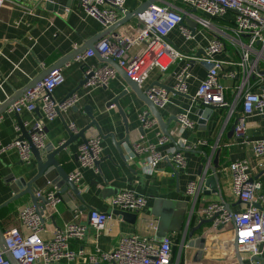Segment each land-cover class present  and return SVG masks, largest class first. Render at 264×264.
Listing matches in <instances>:
<instances>
[{"label":"crops","instance_id":"crops-1","mask_svg":"<svg viewBox=\"0 0 264 264\" xmlns=\"http://www.w3.org/2000/svg\"><path fill=\"white\" fill-rule=\"evenodd\" d=\"M144 1L127 0L126 8L128 11L134 10ZM157 2H161V0H157ZM55 3L61 6L66 4L63 6L64 11L56 12L49 9L47 0H10L0 9V104L7 98L27 89L34 80L56 65L61 58L84 47L86 43L95 40L100 33L107 29L99 20L85 11L79 0H58ZM232 17L233 14L229 12L211 21L218 27H224L233 20ZM227 18L228 22H226ZM141 27L142 23L134 19L118 28L117 31L133 32L136 28ZM192 28L195 29L193 37L186 38L180 29L176 28L169 33L168 40L182 52L193 56L203 55L211 38L216 34L201 25ZM229 33L226 32L224 39L226 49L218 57L223 60L237 61L240 51L238 46L232 44L231 37L234 36ZM243 39L246 40L245 37ZM255 48L260 51L261 45L257 44ZM139 50L140 47L135 46L131 49V53L135 54ZM253 58L254 55H252ZM188 62L191 64V75L186 80L187 93L171 94L169 103L165 107L159 108L163 119L166 122L171 121L169 124L170 133L177 130L179 123L174 120V117H178L180 114L187 113L195 122L194 128L185 129L182 134L174 137L188 160L187 167L177 170L179 174H176L174 165H171V161L167 160V155L176 145L172 140H168L162 145L158 144L159 138L164 135L159 125L144 131L145 139L150 143L157 144V150L165 155L152 174L144 172L142 156L128 161V144L122 145L125 155L121 156L112 138L102 136L104 150L100 164L96 168H82L83 176L79 186L87 205L100 212L111 213L112 217L100 233L89 226L87 237L84 240H72L71 248H83L87 252L94 251L96 247L109 250L117 246L123 235H154L160 240L167 234L172 237L173 256L175 260L179 259V264H239L233 247L234 230L231 223L222 229L212 227V223L205 226L203 236L206 237V243L202 258L197 256L198 249L188 245L190 238L185 234V229L200 222L199 209L203 204L220 201V197L217 193L200 194L195 214L189 224L193 198L186 193V190L190 181L199 179L200 166L213 163L216 153L219 151L218 175L224 185L225 199L232 206V211L243 210L246 204L232 193L231 175L227 170L231 162L248 159L251 163L253 178L262 183L264 191V157H256L251 149L253 140L264 139V113H256L248 117L250 137L248 143L236 140L234 133L231 135L241 110L236 109L230 115L228 107H218L206 124H200V117L197 113L198 104L192 98L209 70V62L200 59L177 61L167 71L156 67L151 70L143 87L146 88L157 83L174 87L177 82L176 74ZM85 63L90 66L101 64L96 56L88 58ZM83 64L84 62H78L74 58L62 67L65 81L53 92L56 101H61L78 87L84 78ZM258 65L259 72L264 74V54L261 58L259 57ZM231 68L229 64H226L220 71L221 80L228 87L226 96L230 102L234 97L235 85L238 83L237 79L224 77V72ZM258 78L257 76L252 78L253 82H257ZM261 85L263 86L264 82ZM127 87L124 77L118 73L108 86L81 88L77 91L80 95V100L76 103L77 108H70L62 112L64 120L68 124L74 123L78 129L89 124L91 118L86 114L85 106L90 105L94 108V116L104 135L113 134L116 140L125 138L126 129L120 111L116 105L108 107L107 103ZM256 90L264 93L261 87ZM120 103L128 117L132 144L138 141L142 134L139 115L146 110L149 111V108L130 90L120 99ZM42 115L41 109L39 112L24 110L20 113L22 120L30 123L36 122ZM150 116L152 117V114ZM0 117V136L2 143L6 145L19 137L21 133L16 129L18 119L15 113H10L7 110ZM64 120L57 116L54 120L46 122V144L57 147L67 137ZM97 134L101 135L97 128L92 127L87 131L86 136L90 138ZM200 139L207 143L192 149L184 147L188 142L192 143ZM82 143L83 140L79 138L57 156L69 173L79 167L77 155L78 148ZM144 155L143 157H146V154ZM35 168V158L33 157L30 163H22L15 148L0 154V205L13 195L8 186L11 183V176L14 174L18 177L27 169L35 170ZM211 173L209 171L208 175ZM31 175L32 173L28 174L29 177ZM53 188L49 184L44 190ZM125 188L132 189L148 199L147 207L139 211V218L134 224L112 213L116 209L111 207V199ZM30 204L32 203L29 199L21 198L2 207L0 209V226L3 231L9 227H18L27 232L19 219V212ZM81 206H83V202L70 190L63 194V201L57 205L56 209L49 207L43 215L45 228L43 237L45 239L53 237L57 228L63 227L70 221L89 225L91 210L89 208L82 210ZM152 221L157 223L156 232L149 226ZM161 235L162 237H160ZM198 236L200 233H197L195 237ZM261 250L262 253L257 255L263 258L261 261L251 260V257L255 256L251 253H243L245 264H264L263 244Z\"/></svg>","mask_w":264,"mask_h":264},{"label":"built area","instance_id":"built-area-1","mask_svg":"<svg viewBox=\"0 0 264 264\" xmlns=\"http://www.w3.org/2000/svg\"><path fill=\"white\" fill-rule=\"evenodd\" d=\"M7 1L10 0H0V9ZM79 3L90 16L99 20L106 28L115 24L128 11L127 0H79ZM229 12L233 14L231 24L218 27L212 23V19L220 18ZM184 15L190 17L197 25L216 34L211 38L203 55L193 56L182 52L168 40L169 33L176 28H179L186 38L194 36L195 29L182 23ZM135 19L142 23L141 28H136L133 32L110 33L93 48L76 56L75 60L85 63L96 53L102 57L113 58L127 75L141 86L149 77L151 70L156 67L167 71L172 64L184 59H200L213 63L192 99L198 105L228 107L230 115L241 103L234 135L236 140L248 143L250 140L248 117L256 113H264V93L256 90L264 82V74L259 72L258 65L259 57L261 58L264 54V0H161L138 13ZM226 32L234 36L231 37L232 44L239 48L240 56L237 61L223 60L218 57L226 49L224 41ZM244 37L246 40L243 39ZM257 44L261 45L260 51L255 48ZM135 46H139L140 50L132 54L131 49ZM252 55H254L253 59ZM226 64L232 68L224 72V77L238 80L231 102L226 96L228 87L221 80L220 71ZM190 70L191 64L188 62L176 74L177 82L174 89L187 93L186 80L191 75ZM91 72L94 74L85 87L108 86L118 75V71L109 63L91 65L86 74ZM255 75L259 77L257 82H253L254 79H252L256 77ZM64 81L65 75L62 68L55 69L34 87L29 88L8 108L10 113H21L24 110L33 112L37 107L42 110L43 115L36 122H25V125L31 128V141L38 148L45 146L46 122L58 116V108L61 112L67 111L80 100L79 94L72 95L62 104L54 99V90ZM171 94L175 93L160 86H153L147 91L148 97L158 108H163L169 103ZM139 119L144 131L158 125L157 119L154 116L151 117L148 110L140 113ZM178 123L177 130L171 133L173 137L195 126V122L187 113L178 116ZM70 127L76 129L74 123H71ZM16 129L20 132L17 123ZM168 140L170 139L163 135L159 138L158 144L162 145ZM206 143L207 141L200 139L196 142H188L184 147L192 149ZM156 145L148 142L143 132L138 141L129 145L128 161L142 156L144 172L152 174L165 157L161 151L157 150ZM12 148L18 151L24 163H30L34 157L28 140L17 137L4 145L0 136V154ZM251 149L256 157H264V139L253 140ZM103 150L102 136L99 134L83 142L78 148L79 167L70 173V179L79 183L83 176L82 168H96ZM144 154L146 157H143ZM167 157H170L177 170L184 169L188 165L184 152L177 146L173 147ZM227 170L231 175L233 195L244 202L246 207L237 212H230L221 201H215L200 207V218H210L215 213H219L212 223L214 227L231 223L234 230L233 241L237 238L240 250L257 256L262 253L261 245H264L263 185L253 178L251 163L248 159L231 162ZM58 192L59 190L54 187L47 191L40 190L37 195L44 194L49 200V206L56 209L57 205L63 201V196ZM201 192L200 178L188 183L186 193L193 198L189 223L195 214ZM110 204L113 209L141 211L147 207L148 199L132 189L125 188L113 196ZM111 217V214L94 209L90 211L89 225L70 221L63 227L57 228L53 237L45 239L43 237L45 228L40 214L32 204L25 206L19 212V219L27 232L18 227H9L4 231L7 249L3 250L0 247V264H14L15 260L19 264H60L62 262L68 264H179V259L175 260L173 256L172 237L167 234L160 240L154 235H123L117 246L109 250L96 247L94 251L87 252L83 248H71L72 240H84L87 237L89 226L100 233ZM149 226L155 232L158 229L156 221H152ZM7 252L10 253V257H7Z\"/></svg>","mask_w":264,"mask_h":264},{"label":"water","instance_id":"water-1","mask_svg":"<svg viewBox=\"0 0 264 264\" xmlns=\"http://www.w3.org/2000/svg\"><path fill=\"white\" fill-rule=\"evenodd\" d=\"M58 0H47V5L49 6V9H52L56 12H63L64 7L66 4H63V6L56 4L55 2ZM157 0H145L138 8L131 10V11H126L124 16L119 19L115 24L107 28L105 31L100 33L95 40H92L91 42H88L85 44L84 47L76 49L69 55H66L65 57L61 58L56 65L45 71L40 77H38L36 80L33 81L31 85L27 87V89L20 91L16 93L15 95L7 98L5 101H3L0 104V116H2L8 108L13 105L19 98H21L24 93L29 89L34 87L39 81H41L43 78H45L47 75H49L53 70L62 68L64 65H66L68 62H70L72 59L76 58V56L84 53L86 50L93 48V46L98 43L103 37L106 35L113 33L117 34L118 28L130 23L133 21L137 14L140 12H143L147 7L153 3H155ZM194 11L196 9H193ZM182 23L188 24L192 27H196L197 23L193 21L190 17L184 15ZM200 54V52H199ZM198 54V55H199ZM98 57L99 61L101 63H109L112 65L118 73H120L125 81L128 87L124 89L122 92H120L118 95H116L114 98H112L108 103V107L111 105L115 104L120 111V114L123 118L124 126L126 129V136L125 138L121 140H116L115 136L113 134L110 135H104L102 128L97 121V119L94 116L93 113V107L90 105L85 106V111L86 114L91 118V122L80 129H72L70 127V124H68L64 118H63V113L59 110H57L58 116H60L66 126V133L67 137L64 138L61 143L55 147L52 144H46L43 148H38L32 141H31V128L29 126L25 125V121L22 120L20 113H15L17 117V125L20 127V136L19 139H26L30 142L31 144V150L33 153V156L36 161V168L35 170L27 169L25 172H23L20 176H15L14 174L11 176V183L8 184L10 187L11 191L13 192V195L5 201L3 204L0 205V209L4 206L9 205L15 200H19L21 198H27L30 200L32 205L36 208L37 212L40 214L42 221H44L43 215L49 209V200L42 195H37L38 191L44 190V188L47 185H52L53 187H56L59 192L58 194L63 196V194L67 193L69 190L76 196L78 197L82 202L83 206L80 207L82 210L90 209L94 210L93 207L89 206L86 204L81 188L79 186V183H75L70 179V173L63 167L60 159L57 157L60 153H62L65 149H67L72 143L76 142L79 138L83 140V142L88 141V137L86 136V133L89 129L92 127L97 128L101 136L103 137H108L110 136L113 140V143L117 147L119 153L121 156H124V150L122 145L123 144H128L131 145L130 141V131H129V125H128V117L126 115V112L124 108L122 107L120 103V99L129 93V90L134 92L139 99H141L149 108L148 114L154 116L157 121L158 125L163 131V134L167 136L170 140L174 142V144L179 148L182 149L179 145L178 142L175 141L174 137H172L170 131H169V124L171 121L166 122L159 110V108L155 105V103L148 97L147 91L151 89L153 86H160L165 88L169 92H173L175 94H182L180 91L174 89V87L165 85L163 83H157V84H152L146 88L143 87V85H139L137 82L133 81L126 73V71L118 65V63L113 59V58H107V57H102L100 54L96 53L95 55ZM209 68L213 66V63H208ZM91 66L87 63H84L82 66V69L84 71V78L80 81L78 87H76L72 92H70L66 97H64L61 101H59L60 104L68 100L72 95L78 94V90L81 88L85 87V84L88 82V80L93 76L94 72H91L89 74H86V71L90 69ZM261 89L264 92V85L261 86ZM72 109H76V105H73L71 107ZM39 107L36 108V111L39 112ZM217 109L215 106L211 105H198L197 106V113L199 115V123L200 124H206L207 120L210 119L212 116V113L214 110ZM175 121H178V117H174ZM140 131L143 133L144 129L141 126ZM234 133V128L231 131V135ZM230 135V134H229ZM218 155L219 151L216 153L215 160L213 163L210 164H202L199 168L198 171V176L200 178V182L202 184V192L201 194L205 195H210L211 193H217L220 197V201L225 205L226 210L232 212V206L226 201L225 199V189L224 185L221 182V179L218 175V168H219V162H218ZM78 156V155H77ZM126 158V157H125ZM168 161H171L170 157H167ZM101 159L97 162V166H99ZM22 163H24L22 161ZM171 165L173 162H170ZM175 169L176 174L178 175L179 172L177 169L173 166ZM211 171V175H208V172ZM32 173V175L29 177L28 174ZM113 214L119 216L120 218L130 222V223H136V221L139 218V211H130V210H122V209H116L112 212ZM195 213V212H194ZM111 214V213H107ZM219 215V213H215L214 216L210 218H202L200 219V222L195 225V226H188L185 229V234L188 235L190 238V241L188 242V245L190 247H195L198 249L197 251V256L201 257L204 254L205 251V243H206V237L203 236L205 226H207L210 223H213L214 219ZM190 224V223H189ZM212 227L214 225L212 224ZM224 226L220 225L216 229H222ZM215 228V227H214ZM197 233H200V236L195 237ZM0 247L3 250L7 249L6 243H5V238H4V231L0 226ZM233 247L235 250L236 258L239 262V264H245V260L243 257V253L240 250L239 244L237 243V238H235L233 242ZM7 257H10V253H6ZM263 258L260 256H252L251 260H262ZM14 264H19L16 260L14 261Z\"/></svg>","mask_w":264,"mask_h":264},{"label":"trees","instance_id":"trees-1","mask_svg":"<svg viewBox=\"0 0 264 264\" xmlns=\"http://www.w3.org/2000/svg\"><path fill=\"white\" fill-rule=\"evenodd\" d=\"M241 107H242V104L240 103V104L237 106V110L240 111V110H241Z\"/></svg>","mask_w":264,"mask_h":264},{"label":"rangeland","instance_id":"rangeland-1","mask_svg":"<svg viewBox=\"0 0 264 264\" xmlns=\"http://www.w3.org/2000/svg\"><path fill=\"white\" fill-rule=\"evenodd\" d=\"M229 18V17H228ZM228 18H227V21L226 22H228ZM227 24H231L230 22H228ZM160 237H162V235L160 236Z\"/></svg>","mask_w":264,"mask_h":264}]
</instances>
